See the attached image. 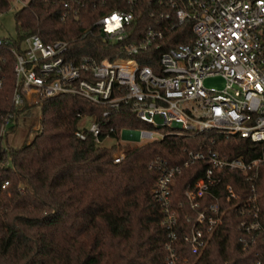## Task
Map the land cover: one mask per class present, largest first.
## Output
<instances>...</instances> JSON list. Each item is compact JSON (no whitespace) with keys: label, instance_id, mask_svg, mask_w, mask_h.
Wrapping results in <instances>:
<instances>
[{"label":"trees","instance_id":"1","mask_svg":"<svg viewBox=\"0 0 264 264\" xmlns=\"http://www.w3.org/2000/svg\"><path fill=\"white\" fill-rule=\"evenodd\" d=\"M65 0H27L15 12L17 36L8 39L0 50V129L10 119L6 133L0 130V264H166V229L161 224L163 210L152 187L162 167L181 164L189 149L206 144L209 137L219 154L250 158L258 155L261 145L243 137L202 131L198 134H165L142 144L95 142L91 135L77 136L80 117L96 116L102 125L101 137L109 128L117 139L122 127H148L128 107L114 108L104 116L105 106L86 97L62 93L40 103V126L31 139L10 144L19 116L32 105H14L17 84L12 47H20L32 33L44 43L58 39L69 43L66 56L83 55L101 59L121 55L125 42H138L148 27H161V38L136 54L141 65L158 66L163 49L193 40L192 22L174 19V11L184 0H135L134 19L124 42L106 40L94 24L114 8L128 10V0H86L79 19L63 17ZM11 0H0V12L10 9ZM176 22L173 29L170 24ZM4 141V143H3ZM122 148L123 159L114 162L115 150ZM204 163L183 167L172 185V199L179 208L181 226L178 248L186 264H264V164L255 185L261 228L245 231L239 204L254 191L237 171H227L223 183H230L238 197L228 201L223 190L205 193L200 208L217 200L223 207L224 223L209 236L198 253L181 234L191 227L195 211L186 201L187 184L202 173ZM9 184L3 187L5 181ZM190 216L186 219V216Z\"/></svg>","mask_w":264,"mask_h":264},{"label":"built area","instance_id":"2","mask_svg":"<svg viewBox=\"0 0 264 264\" xmlns=\"http://www.w3.org/2000/svg\"><path fill=\"white\" fill-rule=\"evenodd\" d=\"M135 0H128V10L114 8L100 15L94 22L106 40L124 42L131 32ZM86 0H65L63 17L80 18ZM177 22H192L193 40L163 49L158 55L156 70L150 64L141 65L136 54L145 50L154 38H161L163 28L148 27L138 42H125L121 55L97 59L83 55L68 59L67 40L44 43L32 33L21 46L11 48L15 57L17 84L14 105H40L42 99L59 94L84 96L93 103L105 106L103 115L119 107H128L135 116L149 123L148 127H122L128 141L139 143L163 138L165 134H198L202 131L243 137L261 145L258 155L228 157L219 154L209 137L206 144L189 149L181 164L162 167L154 183L153 195L163 210L161 224L166 229V264H186L178 248L179 208L172 199V185L183 167L203 162L202 173L186 186L188 205L195 211L193 224L181 234L192 250L200 253L210 234L224 222L226 207L213 194L214 200L200 208L205 193L223 190L226 200L238 197L230 183H223L225 173L237 171L255 190L261 164H264V0H184L174 11ZM177 23L169 25L175 28ZM8 39L0 36V50ZM218 75L221 87L205 86L207 77ZM4 79L0 77V88ZM90 116V126H80L77 136L91 135L95 142L110 138V127L102 138V125L96 116L83 114L80 121ZM10 119L1 126L6 133ZM124 151L114 153V162L123 159ZM9 181H5L3 187ZM254 191L239 204L240 214L252 213L251 219L242 218L241 227L247 232L261 228L257 219L259 204ZM190 216H186L188 219ZM260 260L256 261L259 264Z\"/></svg>","mask_w":264,"mask_h":264},{"label":"rangeland","instance_id":"3","mask_svg":"<svg viewBox=\"0 0 264 264\" xmlns=\"http://www.w3.org/2000/svg\"><path fill=\"white\" fill-rule=\"evenodd\" d=\"M12 5L9 10L5 12H0V36L2 37H15L17 36V29L15 28V12L18 8H20L22 5L26 4L27 0H11ZM223 84V80L220 76L214 75L213 77H207L204 80V85L205 86H216V87H221ZM41 116V111H40V106L39 105H32L29 109L25 110L18 119V124L16 125V131L12 132L9 135V143L10 144H17V143H22L26 139H31L34 135V130L30 132L29 125L30 123L33 122L35 119V124L33 125L34 128H37L40 126L39 118ZM90 116L84 117L80 121V126H90ZM125 134H120L118 135L117 139L114 138H105L103 141L105 143H112L114 140L121 145H124L126 143L132 144H141L139 142H136L134 140L128 141L124 140L125 139ZM4 143V141H3ZM123 150L121 147L115 152Z\"/></svg>","mask_w":264,"mask_h":264}]
</instances>
